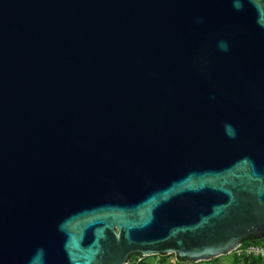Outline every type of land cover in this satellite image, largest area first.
<instances>
[{
  "label": "water",
  "instance_id": "obj_1",
  "mask_svg": "<svg viewBox=\"0 0 264 264\" xmlns=\"http://www.w3.org/2000/svg\"><path fill=\"white\" fill-rule=\"evenodd\" d=\"M262 234L264 0H0V264Z\"/></svg>",
  "mask_w": 264,
  "mask_h": 264
},
{
  "label": "rangeland",
  "instance_id": "obj_2",
  "mask_svg": "<svg viewBox=\"0 0 264 264\" xmlns=\"http://www.w3.org/2000/svg\"><path fill=\"white\" fill-rule=\"evenodd\" d=\"M128 264H250L244 261V257H239L235 252L219 256L211 260L203 261H183L180 260L176 253L157 254L144 256L142 254H133L130 257ZM264 264V262L259 263Z\"/></svg>",
  "mask_w": 264,
  "mask_h": 264
},
{
  "label": "built area",
  "instance_id": "obj_3",
  "mask_svg": "<svg viewBox=\"0 0 264 264\" xmlns=\"http://www.w3.org/2000/svg\"><path fill=\"white\" fill-rule=\"evenodd\" d=\"M235 254L239 257H260L264 258V245L258 243L244 244V242L235 249Z\"/></svg>",
  "mask_w": 264,
  "mask_h": 264
},
{
  "label": "trees",
  "instance_id": "obj_4",
  "mask_svg": "<svg viewBox=\"0 0 264 264\" xmlns=\"http://www.w3.org/2000/svg\"><path fill=\"white\" fill-rule=\"evenodd\" d=\"M243 242H244V244L258 243V244H263L264 245V234H262V235H253V236L245 239ZM179 259L181 260L180 257H179ZM129 260H130V258H129ZM244 261L250 262V264H259V263L264 262V258H260V257H248V258H244Z\"/></svg>",
  "mask_w": 264,
  "mask_h": 264
}]
</instances>
